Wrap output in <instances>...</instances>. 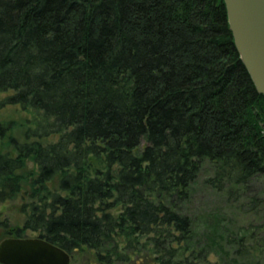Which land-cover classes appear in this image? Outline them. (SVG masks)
I'll use <instances>...</instances> for the list:
<instances>
[{
    "label": "trees",
    "instance_id": "obj_1",
    "mask_svg": "<svg viewBox=\"0 0 264 264\" xmlns=\"http://www.w3.org/2000/svg\"><path fill=\"white\" fill-rule=\"evenodd\" d=\"M0 92V109L32 116L20 135L0 126V202L21 199L18 237L37 231L70 255L107 264L150 245L155 264H187L197 231L182 209L202 167L228 195L264 177V97L223 0H0ZM203 235L237 247L212 263L203 242V264L260 250Z\"/></svg>",
    "mask_w": 264,
    "mask_h": 264
},
{
    "label": "rangeland",
    "instance_id": "obj_2",
    "mask_svg": "<svg viewBox=\"0 0 264 264\" xmlns=\"http://www.w3.org/2000/svg\"><path fill=\"white\" fill-rule=\"evenodd\" d=\"M7 95L8 93L0 92V101ZM25 119H32L31 114L21 110L18 106H5L0 109V126L14 123L17 133L21 131L18 126L24 123ZM9 133L7 132V134ZM19 135L17 137L20 139ZM56 139L57 137L54 136L48 138L47 141L54 142ZM5 141V138L2 140L0 137V151L5 150ZM28 168L32 167L28 165ZM212 174L211 166L205 164L196 179L197 182L189 204L182 209V212L188 215L193 228L197 231L196 234L194 232V238L189 245L192 248L195 247L194 252L193 250L192 252L187 250L184 256L187 258V264H203L202 257L204 255L201 254L203 242L207 245L208 254L206 259L208 262L213 263L220 259L227 260L229 257L232 258L234 256V251L237 250L235 244L227 242L217 244L216 241L213 245L208 243V241H204L206 237L203 239V234H207L209 238L212 234L218 235L219 239L229 236L237 238L245 235L247 238L251 237L247 241L248 244L254 240L260 246L258 247L260 250L264 246V177L251 179L245 186H238L231 195H228L227 190L217 191L206 184V179L210 178ZM21 202L20 198L0 202V223L3 228H5V222H7L8 228L18 229L22 227L25 221V214L20 209ZM22 236L31 239L35 238L37 233L25 231ZM185 246L188 249L186 243ZM123 247L124 245L119 247V254H128L129 251H122ZM260 250L253 252V258H249L252 264H262L258 255ZM191 253H194V255L190 257L189 254ZM96 255L94 251L82 250V252L71 255L70 264H99L96 260ZM137 256L142 259L137 264H155L157 262L155 261L157 254H154V250L150 245H146L140 248L139 252L129 254V260L127 261L111 259L107 264H135Z\"/></svg>",
    "mask_w": 264,
    "mask_h": 264
},
{
    "label": "water",
    "instance_id": "obj_3",
    "mask_svg": "<svg viewBox=\"0 0 264 264\" xmlns=\"http://www.w3.org/2000/svg\"><path fill=\"white\" fill-rule=\"evenodd\" d=\"M235 49L256 91L264 97V0H223ZM70 255L42 239H6L2 264H70Z\"/></svg>",
    "mask_w": 264,
    "mask_h": 264
},
{
    "label": "flooded vegetation",
    "instance_id": "obj_4",
    "mask_svg": "<svg viewBox=\"0 0 264 264\" xmlns=\"http://www.w3.org/2000/svg\"><path fill=\"white\" fill-rule=\"evenodd\" d=\"M15 230H16V229H14V228H7V229H5V228H3V225H1V223H0V243H1L2 241L6 240V239H28V238L23 237V236L18 237V236L15 234ZM31 232H33V233H37V236H35V238H31V239H42V240L48 242L45 238H43V237L40 235L39 232H37V231H31ZM48 243H50V242H48ZM50 244H52V243H50ZM52 245L58 247V246L55 245V244H52ZM58 248H59V247H58ZM60 249H61V248H60ZM62 250H63V249H62ZM63 251H65V250H63ZM65 252H66V251H65ZM66 253H68V252H66ZM68 254H69V253H68ZM69 255H70V254H69ZM70 258H71V255H70ZM70 261H71V259H70ZM0 264H2V263H0Z\"/></svg>",
    "mask_w": 264,
    "mask_h": 264
}]
</instances>
